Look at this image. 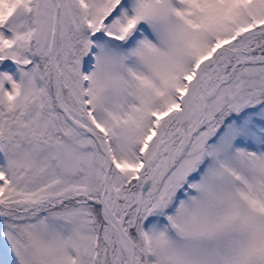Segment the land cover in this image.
Instances as JSON below:
<instances>
[{
  "label": "snow or ice",
  "instance_id": "snow-or-ice-1",
  "mask_svg": "<svg viewBox=\"0 0 264 264\" xmlns=\"http://www.w3.org/2000/svg\"><path fill=\"white\" fill-rule=\"evenodd\" d=\"M0 264H264V0H0Z\"/></svg>",
  "mask_w": 264,
  "mask_h": 264
}]
</instances>
